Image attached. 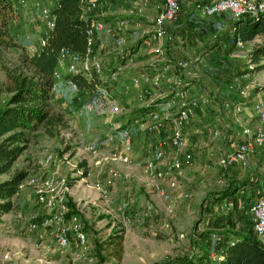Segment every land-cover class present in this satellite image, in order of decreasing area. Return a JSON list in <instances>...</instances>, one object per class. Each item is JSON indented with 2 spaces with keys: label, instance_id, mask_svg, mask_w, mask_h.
<instances>
[{
  "label": "rangeland",
  "instance_id": "obj_1",
  "mask_svg": "<svg viewBox=\"0 0 264 264\" xmlns=\"http://www.w3.org/2000/svg\"><path fill=\"white\" fill-rule=\"evenodd\" d=\"M7 1L12 3V12L10 35L0 31V105L5 103L11 94L6 91L8 79L5 66L25 69L24 52H35L42 45L41 35L47 31V24L41 11L33 3L29 0L26 4L23 0ZM40 1L50 9H53L57 3V0ZM126 8L133 15V24H137L139 18L134 16L137 8L132 4L126 5ZM223 17L227 21L223 36H229L230 33L227 31L230 28L232 16L225 14ZM144 29H137L134 34L128 33L127 30L121 33V36L126 39V46L137 45L132 54L134 57L147 53L157 40H146L147 30ZM262 41L264 36L259 35L254 41L247 42L242 49L248 50L254 43ZM115 44L120 46L117 41ZM120 47H122L121 50H116L114 60L112 59L110 63L104 64L101 61L100 71L102 69L110 71L113 62L125 54L126 48ZM253 67L254 64L249 63L246 73L247 98H254V101L264 100V68L252 70ZM62 79L65 82L61 88L54 91L52 99L54 111L61 113L64 119L57 125V134L46 133V126L40 125L32 133L29 146L19 157L16 165L25 167L29 171L28 176L52 175L60 181L59 188L62 190L57 197L67 205L68 198L72 197L81 209V216L86 223L89 236V257L85 259L79 257V247L76 244H72L64 251L56 246L54 231L57 224L49 227L38 225L34 229L30 227L33 221L39 223L48 209L38 200L32 187L25 182L26 178L14 197L16 209L3 214L0 221V262L4 261L7 264H163L169 260V263L177 264L178 256L192 255L193 261L198 256H207L200 251V247H204L201 244V238L205 235V230L200 229L196 221V217L199 216L198 207L195 213L185 214L183 221L177 227L172 221L177 215L176 208L174 213L169 215L163 211L164 199L144 184L138 161L132 160L125 163L108 158L112 151L119 149L118 145L123 146L121 131L124 128H132L131 113L138 107L137 103L121 102V96L117 92L118 86H115V89L108 80L103 81L93 94L87 92L79 95L78 91L68 84L67 77ZM56 93L58 98L54 97ZM73 93L76 95L73 96ZM113 98L117 103L121 102L119 111L113 110ZM89 103L93 104V110L87 111L81 118L76 117L77 110ZM123 124L126 125L121 127ZM92 142L97 145L96 151L91 149ZM49 153L53 154V160L50 163L45 161ZM98 159L102 162L97 163ZM115 168L127 172L129 176L126 179L111 178L110 172ZM85 170L87 174H84ZM98 181L107 188L106 194L95 187ZM24 186H28L34 193L31 213L23 210L21 192ZM232 199L235 197L231 195V198L221 201L220 204L229 203ZM152 209L157 211L151 213ZM167 221L170 222L169 226L165 225ZM218 223L237 227L236 222L229 217L220 218ZM116 229H123L124 232V252L121 258L111 254L108 248L97 250V246L100 243L103 244ZM99 252L105 256V260H101ZM4 255L9 259L4 258Z\"/></svg>",
  "mask_w": 264,
  "mask_h": 264
},
{
  "label": "crops",
  "instance_id": "obj_2",
  "mask_svg": "<svg viewBox=\"0 0 264 264\" xmlns=\"http://www.w3.org/2000/svg\"><path fill=\"white\" fill-rule=\"evenodd\" d=\"M204 1L211 0L202 2ZM199 2L200 0H180L176 19L166 23V33L142 56H132L134 52L128 50L132 45H120L126 48L125 54L116 63L113 62L110 71L102 69L100 78L102 82L111 81V86L115 89L118 86L121 102L137 103L136 106L153 105L151 110L142 115L132 117L131 114L132 160L138 161L144 184L151 191L155 190L161 198L158 185L144 173L143 163L151 154L153 143L171 135L176 128L175 119L181 100L174 88L180 86L184 92V98L192 106L193 112L181 124V130L186 140L184 152H190L192 159L184 160L177 173L180 183L178 187L171 189V198L164 199L162 208L168 215L173 214L176 208L177 215L172 221L178 227L184 215L195 213L198 207L199 216L196 221L198 227L205 230V235L201 238L204 247H200V251L214 259L218 247L214 243L213 233L218 232L225 237L233 234L232 229L253 232L249 205L264 187V145L248 154L246 165L235 163L224 166L220 162L222 156L236 150L244 140L243 125H253L258 120L253 108L254 98H247L246 73L249 62L246 55L251 47L243 50L240 46H233L229 36H223L227 27V21L223 17L225 13L218 12L204 17L197 6ZM129 4L137 8L134 16L139 20L135 25L133 15L129 13L131 11L126 8ZM163 7L164 0H107L103 6L90 11L100 24L94 32V54L104 64L110 63L116 50L122 48L115 44V39L126 30L134 34L137 29L147 28L144 30H147L146 40H149L148 34L156 28L155 18ZM121 20L125 22L122 23ZM134 46L137 48V45ZM40 47L41 45L38 49ZM184 61L189 64L183 65ZM119 65V76L114 80L111 71L116 70ZM145 69L161 72L162 78L154 86L152 97L140 98L139 88L126 89L124 84L130 80L131 74ZM64 82V79L57 81L53 91L61 88ZM54 97L58 98L57 93ZM237 105L242 107L241 111L236 110ZM152 110L159 111L163 116L162 124L152 131H144L139 121ZM118 148H122V145H118ZM173 157L174 151L170 148L167 159L171 161ZM117 170L122 175L112 176L110 172L111 178L126 179L129 176L127 172ZM232 179H246L248 183L232 195L235 199L221 205V201L231 198V195L219 199L216 196L221 189L229 186ZM21 195L23 210L26 213L33 212L32 190L24 186ZM156 211L152 209L150 212ZM222 217L233 219L237 227L218 223ZM169 224V221L165 223L166 226ZM225 229L228 231L221 232Z\"/></svg>",
  "mask_w": 264,
  "mask_h": 264
},
{
  "label": "trees",
  "instance_id": "obj_3",
  "mask_svg": "<svg viewBox=\"0 0 264 264\" xmlns=\"http://www.w3.org/2000/svg\"><path fill=\"white\" fill-rule=\"evenodd\" d=\"M87 5V0H57L52 9L54 25L49 29L41 47L32 53L24 52L25 69L5 66L8 79L6 91L11 94L5 103L0 105V221L3 214L16 209L14 197L29 174L25 167H18L16 162L27 150L32 133L44 124L46 133L55 135L58 132L57 125L64 120L63 115L55 112L52 105L53 88L57 82L55 71L64 47L81 53L87 50L89 30L95 22V16L87 12ZM11 7L10 1H0V31L9 35ZM223 13L231 15L228 12ZM228 32L233 46L237 45V39L245 45L259 35L264 36V11L256 14L245 13L239 17L232 16ZM129 49L132 53L136 50L134 45L129 46ZM246 57L249 63L254 64L252 70L263 69L264 41L254 43ZM68 76L77 83L79 95L87 92L93 94L102 82L100 72L96 69L78 71ZM152 106L146 104L134 108L132 117L148 112ZM84 172L87 174V170ZM3 175L7 176L2 177ZM247 183L246 179L230 180L229 186L221 189L216 199L234 195ZM261 196H264V187L258 191L256 198ZM67 202V215H82L72 197H69ZM84 224L87 230L86 223ZM227 231L228 229H225L221 232ZM232 233L231 236H223V240L217 245V253L220 255L218 259L198 256L193 261L192 255H183L177 257V264H264V240L255 233L254 228L253 232L232 229ZM100 245L97 250L108 248L111 254L121 258L124 252L123 229H116ZM99 254L101 260H105V256L100 252ZM163 264L172 263L166 260Z\"/></svg>",
  "mask_w": 264,
  "mask_h": 264
},
{
  "label": "built area",
  "instance_id": "obj_4",
  "mask_svg": "<svg viewBox=\"0 0 264 264\" xmlns=\"http://www.w3.org/2000/svg\"><path fill=\"white\" fill-rule=\"evenodd\" d=\"M23 1L26 4L28 0ZM29 1L33 3L37 9H40L42 17L47 24V31L40 37L43 43L49 29L54 25L53 10L44 5L40 0ZM87 1V12H90L100 6H103L107 0ZM197 6L201 13L205 16L213 15L218 12H228L234 17H239L245 13L256 14L264 11V1L261 0H211L199 2ZM179 7L180 0H164V7L155 18L156 28L148 34L151 40L158 39L160 36L166 33L167 30L165 25L167 22L176 19L179 12ZM121 22L124 23L125 20H121ZM99 26L100 24L95 21L92 28L89 30L88 47L85 53L76 52L68 47H64L62 49L61 60L58 68L55 71L57 80L67 77V75L76 73L78 71L96 69L100 72L102 63L93 52L94 32L96 28H99ZM116 41L119 45L126 44V39L124 36H118ZM236 43L238 46L244 47V43L240 39H237ZM188 64V61L183 62V65ZM120 68L121 66L119 65L116 70L111 71V77L114 80L118 79V69ZM131 77L130 80L124 84L125 88H139L138 96L140 98H145L153 96L154 86L160 83L162 74L161 72H153L151 70L145 69L133 74ZM67 82L73 89H78L77 83L71 77H67ZM174 91L181 100L179 104L180 109L178 111V116L175 119L177 126L171 135L160 138L153 143L152 152L143 163L144 173L151 180L155 181V183L158 185L160 195L166 200L171 198V189L178 187L180 183L177 173L178 170L182 168L184 160L189 161L192 159V154L190 152H184L186 140L181 130V124L190 117L191 113L193 112V108L191 105L187 104L188 102L184 98V92L180 89V86L175 87ZM112 101L114 102L113 110L119 111L120 103H117L114 98ZM253 108L258 120L253 125H243L242 132L244 134V140L239 144L236 150L228 152L222 156L220 160L222 165L230 166L235 163L246 165L248 154L264 145V100L259 99L253 101ZM241 109V106H236L237 111H241ZM91 110H93V104L89 103L85 105L84 108L77 110L76 117L81 118L87 111ZM162 121L163 116L160 114V112L157 110H152L139 122L141 128L144 131H152L158 125H161ZM122 131V148L112 151L108 155V158L112 161L128 163L132 161L133 133L129 128H124ZM90 146L93 151L97 150V145L95 142H92ZM170 148H172L174 151V157L171 161L167 159V152ZM52 160L53 154H47L45 161L50 163ZM101 162L102 160H97V163ZM111 175L121 176L122 173L117 169H112ZM123 176L127 177V174H124ZM25 182L32 187L33 191L38 197V200L48 209L47 214L40 220V222L36 223L33 221L30 223V227L34 229L38 225L49 227L57 224V227L54 231L56 246L61 251H64L72 244H76L79 247V257L84 259L88 258V232L85 229L82 216L79 213L67 215L69 209L68 205L62 202L61 198L57 197V194H59L62 190L59 188L60 181L52 175H43L40 177L36 175H29ZM95 187L103 194L108 192L107 188L104 187L99 181L95 183ZM250 211L252 213L254 231L260 238L264 239V196L256 198L251 203ZM213 234L215 245H219V243L223 240V235L218 232ZM215 254V258L218 259L220 257L219 253ZM4 258H7V256L4 255ZM91 258L92 257H90V259ZM0 264L7 263L1 261Z\"/></svg>",
  "mask_w": 264,
  "mask_h": 264
}]
</instances>
